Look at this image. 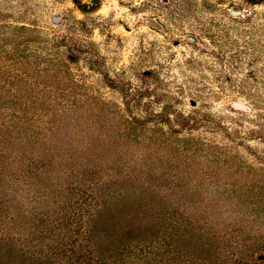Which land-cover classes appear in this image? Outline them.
Wrapping results in <instances>:
<instances>
[{"label": "trees", "instance_id": "16d2710c", "mask_svg": "<svg viewBox=\"0 0 264 264\" xmlns=\"http://www.w3.org/2000/svg\"><path fill=\"white\" fill-rule=\"evenodd\" d=\"M73 2L80 11L91 12L99 0ZM54 44L45 41L44 57L53 55ZM21 63L16 55L0 56V75L16 77ZM59 63L64 73V60L52 59L39 71L50 73ZM4 84L0 76V264H264V242L239 244L235 238L242 228L235 238L228 236L213 223L214 212L207 211L213 201L221 203L219 210L231 208L225 203L244 207L249 202L258 206L256 218L264 211L261 187L229 179H264L244 170L238 151L227 144L239 145L238 124L229 127L221 118L193 110L190 116L178 113L172 125L167 111L140 108L136 116L127 99V115L121 112L120 119L113 116L108 123L102 111L115 113L97 107L94 96L78 100L65 94L51 100L35 88L32 94L2 93ZM138 94L143 96L140 90ZM132 102L139 105L134 98ZM152 117L156 124H168L175 136L157 137L162 142L145 148L146 153L140 147L142 164L133 173L136 154L121 153L118 138L129 137L130 131L140 138ZM104 124L108 127L99 131ZM199 130L208 138L194 136ZM183 132L188 135L181 137ZM62 135L71 139L61 140L67 146L55 154ZM126 146L132 150V143ZM196 157L201 163L192 160ZM156 160L169 171L160 167L156 172ZM235 166L237 171L230 173ZM24 185L33 189L18 191ZM200 194L203 198L195 200ZM29 203L34 213L27 218L23 206Z\"/></svg>", "mask_w": 264, "mask_h": 264}, {"label": "rangeland", "instance_id": "374dc122", "mask_svg": "<svg viewBox=\"0 0 264 264\" xmlns=\"http://www.w3.org/2000/svg\"><path fill=\"white\" fill-rule=\"evenodd\" d=\"M254 1L257 3L99 0L95 10L82 12L73 0H0V56L16 55L22 61L14 72L19 74L16 77L9 72L0 75L5 81L2 93L32 94L35 88L51 100L56 95H77L78 100L91 95L97 107L115 113L107 115L102 111V118L108 123L113 121V116L120 119L117 114L121 112L127 115V101L136 116L140 108L153 113L167 111L170 119L178 113L190 116L193 110L202 111L214 119H223L229 127L238 124L239 145L235 141L227 144L233 153L238 151L244 170L264 176V0ZM190 36L195 40H189ZM48 39L50 44H54L51 41L54 39L57 45L51 48L53 55L44 57ZM49 59L64 60L67 70L60 72L63 64L59 63L55 71L40 72ZM71 81L78 85L72 86ZM35 82L40 85L34 86ZM234 103L243 104L245 109L235 107ZM84 107L90 108L87 104ZM171 124L176 125V119ZM104 126L99 131L108 127ZM147 127L140 138L131 131L129 137L118 138L121 153L134 157L136 154L138 161L133 162V173L142 164L137 155L141 148L146 153L150 146L157 148V143L162 142L157 137L175 136L168 124H156L153 117ZM192 133L196 137L202 133L201 137L208 138L202 130ZM132 137L138 141H131ZM64 139L71 137L62 135L58 139L55 154L64 152L67 146L61 143ZM126 143H132V150ZM192 160L201 163L199 157ZM160 167L169 171L162 162L154 167L155 171ZM184 167L181 164L178 169ZM236 171L235 166L230 173ZM229 179L264 190L263 178L232 176ZM31 189L24 185L18 191L25 194ZM202 196L196 195L195 200ZM213 202L207 211L214 212L213 223L224 227L228 236L235 238L234 232L242 228L241 237L240 231L235 238L239 244L245 243L247 247L255 240L264 242V211L257 218L253 215L258 206L249 202L244 207L225 203L231 208L222 205L219 210L217 206L221 203ZM33 206V203L23 206L25 217L34 213ZM238 211L244 215H235Z\"/></svg>", "mask_w": 264, "mask_h": 264}, {"label": "water", "instance_id": "95a60500", "mask_svg": "<svg viewBox=\"0 0 264 264\" xmlns=\"http://www.w3.org/2000/svg\"><path fill=\"white\" fill-rule=\"evenodd\" d=\"M151 23L154 24V21H151ZM187 38L189 40H191V41H194L195 40V37H193V36H190V37H187ZM234 106L237 107V108H239V109H245V106L243 104H241V103H234Z\"/></svg>", "mask_w": 264, "mask_h": 264}]
</instances>
